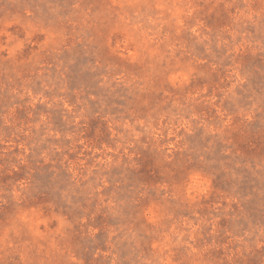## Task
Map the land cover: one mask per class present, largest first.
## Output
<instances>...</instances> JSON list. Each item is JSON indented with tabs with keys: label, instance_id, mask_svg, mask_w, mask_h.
<instances>
[{
	"label": "rangeland",
	"instance_id": "1",
	"mask_svg": "<svg viewBox=\"0 0 264 264\" xmlns=\"http://www.w3.org/2000/svg\"><path fill=\"white\" fill-rule=\"evenodd\" d=\"M0 264H264V0H0Z\"/></svg>",
	"mask_w": 264,
	"mask_h": 264
}]
</instances>
